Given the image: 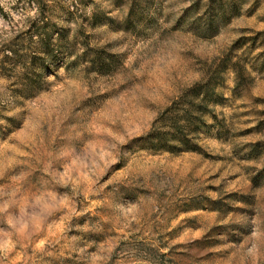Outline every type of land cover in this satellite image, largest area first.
I'll list each match as a JSON object with an SVG mask.
<instances>
[{
  "label": "rangeland",
  "instance_id": "374dc122",
  "mask_svg": "<svg viewBox=\"0 0 264 264\" xmlns=\"http://www.w3.org/2000/svg\"><path fill=\"white\" fill-rule=\"evenodd\" d=\"M125 1L0 0V264H264V0L209 39L197 0ZM210 79L198 149L150 148Z\"/></svg>",
  "mask_w": 264,
  "mask_h": 264
},
{
  "label": "trees",
  "instance_id": "16d2710c",
  "mask_svg": "<svg viewBox=\"0 0 264 264\" xmlns=\"http://www.w3.org/2000/svg\"><path fill=\"white\" fill-rule=\"evenodd\" d=\"M113 1L119 8H122L126 2L125 0ZM131 2L128 5V13L123 22V27L127 28L134 24L133 16L135 15L136 3L135 1ZM199 5L200 1L197 0L191 8L185 11L183 20L186 22L188 31L200 38L209 39L216 36L219 30L230 22L232 17L240 16L239 0H208L203 7L202 15H198L200 11ZM95 24L97 23L94 22L93 25ZM56 34L58 36L56 46L61 50H68L70 41L67 39V30L58 29ZM75 37L81 39L84 52L82 57L89 55L92 68H98L99 72H103L104 69H110L113 64L112 56L105 57L96 49L90 48V44L87 41L88 38L83 33V30L75 31ZM231 64L222 66L221 71L224 72L231 67L238 83L242 77V69L238 67L236 62ZM214 85L215 83L213 84L210 79L190 89L184 96L183 104L177 108L174 106L170 108L161 120L160 128L150 131L145 137L147 145L152 149L167 150L173 153L179 151L194 152L197 150L198 145L195 140V133L204 126V117L210 114L209 106L211 103L217 102V98L214 96Z\"/></svg>",
  "mask_w": 264,
  "mask_h": 264
}]
</instances>
